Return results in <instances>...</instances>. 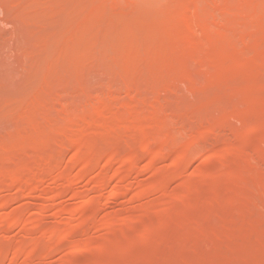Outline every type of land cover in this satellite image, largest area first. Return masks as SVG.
<instances>
[{"label":"rangeland","instance_id":"rangeland-1","mask_svg":"<svg viewBox=\"0 0 264 264\" xmlns=\"http://www.w3.org/2000/svg\"><path fill=\"white\" fill-rule=\"evenodd\" d=\"M0 264H264V0H0Z\"/></svg>","mask_w":264,"mask_h":264}]
</instances>
